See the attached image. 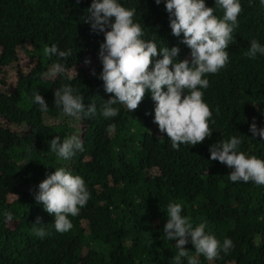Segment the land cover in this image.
I'll return each instance as SVG.
<instances>
[{
  "label": "trees",
  "instance_id": "16d2710c",
  "mask_svg": "<svg viewBox=\"0 0 264 264\" xmlns=\"http://www.w3.org/2000/svg\"><path fill=\"white\" fill-rule=\"evenodd\" d=\"M91 2L0 0V264H175L176 241H168L163 231L172 202L182 205L181 214L193 227L205 223V232L221 244L225 238L233 241L221 258L197 256L199 264H264V186L231 182L232 169L212 161L209 152L211 144L237 136L239 151L264 160V139L249 130L253 118L264 128V55H245L252 39L264 46V5L239 0L242 11L232 34L235 42L226 49L229 60L204 77L209 87L201 90L213 113L212 136L175 150L153 122L150 95L134 111L117 104L116 117L100 114V105L114 94L106 93L98 78L104 35L84 23ZM118 2L135 9L133 21L141 25L142 39L158 48L179 47L176 62L190 59V49L180 42L183 34H171L164 0L160 5ZM205 4L215 8V0ZM214 15L222 18L223 10L216 7ZM52 44L71 55L45 56L44 46ZM57 64L62 71H56ZM62 85L83 96L85 110L95 104L96 115L73 117L56 107L53 93ZM35 90L48 111L34 103ZM109 124L115 131H107ZM57 135L61 141L79 137L84 151L67 160L58 157L49 144ZM59 167L80 175L90 192L78 216L68 217L73 227L67 233L55 231L54 216L34 199L46 174ZM37 217L36 227L49 233L43 239L32 232ZM185 247L196 255L190 242Z\"/></svg>",
  "mask_w": 264,
  "mask_h": 264
},
{
  "label": "clouds",
  "instance_id": "9594fccd",
  "mask_svg": "<svg viewBox=\"0 0 264 264\" xmlns=\"http://www.w3.org/2000/svg\"><path fill=\"white\" fill-rule=\"evenodd\" d=\"M260 2L264 5V0ZM155 3L160 5L161 0H155ZM164 7L171 34L175 37L183 34L180 42L190 49V59L176 62L179 47L158 48L155 41L142 39L141 25L133 21L135 9H126L118 0H92L84 23L90 25L92 32L104 35L98 52L102 65L98 78L103 81L106 93L114 95L100 105V114L105 119L116 117L119 109L114 105L117 104L134 111L146 91H150L155 102L153 122L158 125L160 133H166L172 148L179 150L182 144L196 146L212 136L209 120L213 113L204 101L201 89L209 87V80L204 78L206 74H215L226 66L229 60L226 49L235 42L232 34L238 27L242 7L239 0H215V8L223 10L222 18L214 15L215 8L207 7L205 0H164ZM43 54L49 58L67 59L71 50H60L52 44L44 46ZM257 54L264 55V46L252 39L245 55L254 59ZM84 63L88 65L91 61L86 58ZM55 69L62 71V66L57 64ZM91 74L97 76L95 69ZM67 78L72 79L71 76ZM53 95L55 106L62 108L68 116L94 117L97 113L95 104L85 110L83 96L75 94L70 85L55 89ZM33 101L42 112L48 111V104L37 90L33 92ZM115 127V124H109L107 131H115ZM249 130L253 137L264 139V128L257 127L255 118ZM241 143L240 137L231 136L211 144L210 159L232 169L227 175L231 182H253L264 186V160L239 151ZM49 144L51 151L64 160L84 151L83 141L77 136L61 141L57 135ZM34 199L54 216L52 226L55 231L67 233L73 227L68 217L78 216L90 199V192L80 175L59 167L46 174L38 191L34 192ZM182 211L180 203H169L163 225L167 240L176 241L175 264H184L185 260L186 264H199L196 258L199 255L213 261L221 258V252L227 254L234 247L230 238H225L221 244L214 235L206 233L205 223L193 227ZM4 217L7 221L13 219L10 211H6ZM33 225L32 232L41 239L49 234L44 227H36L40 225L39 217ZM189 242L194 247L195 256L185 247Z\"/></svg>",
  "mask_w": 264,
  "mask_h": 264
},
{
  "label": "rangeland",
  "instance_id": "374dc122",
  "mask_svg": "<svg viewBox=\"0 0 264 264\" xmlns=\"http://www.w3.org/2000/svg\"><path fill=\"white\" fill-rule=\"evenodd\" d=\"M151 96V92L150 91H146V94H145V96Z\"/></svg>",
  "mask_w": 264,
  "mask_h": 264
}]
</instances>
